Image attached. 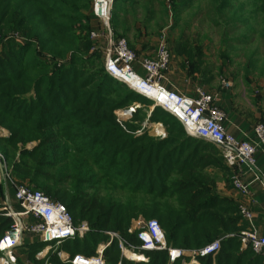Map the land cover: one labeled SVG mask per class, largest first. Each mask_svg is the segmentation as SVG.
<instances>
[{"label": "trees", "instance_id": "1", "mask_svg": "<svg viewBox=\"0 0 264 264\" xmlns=\"http://www.w3.org/2000/svg\"><path fill=\"white\" fill-rule=\"evenodd\" d=\"M205 1L203 8L200 0H114L110 26L122 36L117 27L130 20V13L142 22L155 21L159 29L172 17L175 27L197 5L212 22L224 21L233 28L241 23L238 29L258 33L264 44V0ZM249 2L262 19L260 29L243 17ZM125 3L129 9L121 16ZM138 9L144 18L137 17ZM94 18L92 0H0V127L9 131L0 136V150L17 181L64 203L75 224L87 220L91 226L84 237L58 246L27 238L20 253L45 264L36 254L51 244L48 263L70 264L59 251L93 255L110 239L108 230L139 246L129 227L143 215L159 220L173 246L196 249L221 238L216 256H199V264H264V253L241 245L244 226L238 204L217 190L221 181L232 184L234 174L218 145L188 135L182 122L160 106L149 120L162 122L166 137L137 135L138 124L124 128L117 122V108L152 101L106 70L104 53L92 49ZM244 33V39L252 38ZM183 43L176 52L185 56L189 72H201L204 53L189 40ZM255 51L245 64L247 85L250 74L259 70L264 75V60ZM146 116L140 109L136 120ZM32 142L36 144L28 148ZM11 224L0 211V238ZM141 251L149 262L130 261L114 239L104 256L107 264H168L167 251ZM173 264L184 263L181 259Z\"/></svg>", "mask_w": 264, "mask_h": 264}, {"label": "built area", "instance_id": "2", "mask_svg": "<svg viewBox=\"0 0 264 264\" xmlns=\"http://www.w3.org/2000/svg\"><path fill=\"white\" fill-rule=\"evenodd\" d=\"M113 6L114 0H92V10L100 24V27L91 31V39L94 41L92 49H101L104 53L106 70L130 89L150 99L153 104L151 110L160 106L172 113L182 122L188 135L203 138L221 147L227 165L237 170L232 175L233 187L243 196H248L250 185L242 178L240 169L246 167L257 180L264 183L256 158L258 150L264 147V121L254 125L253 140L238 139L225 126L227 113L217 105L218 93H211L205 86L196 85L194 93L189 95L174 85L169 76L172 55L166 35L162 34L160 37L158 49L153 56H139L129 46L127 39L116 36L111 28ZM140 68L144 74L139 71ZM223 83L225 86L231 84L226 79ZM138 107L140 104L120 111L117 116L118 123L126 128V120L132 117ZM160 124L150 122L151 129L155 130L157 137H166L165 127L158 126ZM134 133L141 134L140 130ZM0 186L4 190L0 211L12 219V224L0 238V264H21L19 259H22V254L19 247L26 241V235H29V241H34L31 237H36L42 242L55 241L59 245L68 239L83 237L90 231L86 221L75 224L64 203L42 190L17 181L13 175V166L1 150ZM11 189L13 192H10ZM239 212L249 222V227L239 233L241 244L244 247L252 246L258 253H264V236L254 225L252 210L247 203H241ZM139 222L135 228L131 227L129 230L136 234L140 241L139 246L126 241L119 232L108 230L106 233L110 239L100 243L93 255H72L65 251H59L58 255L70 264H107L104 251L117 239L122 257L130 261L149 262V256L141 250H163L168 253V264L181 259L184 264H197L200 263L199 256L215 257L221 249V238L196 249L173 246L168 243L165 230L157 218ZM52 249L53 245L48 244L37 252L36 258L50 264L47 257ZM133 256H140L141 259L135 260ZM185 257L189 259L186 260ZM22 261L24 264H35L28 259ZM117 264L124 263L119 261Z\"/></svg>", "mask_w": 264, "mask_h": 264}, {"label": "rangeland", "instance_id": "3", "mask_svg": "<svg viewBox=\"0 0 264 264\" xmlns=\"http://www.w3.org/2000/svg\"><path fill=\"white\" fill-rule=\"evenodd\" d=\"M200 3L204 8L206 1L200 0ZM250 3L251 2H249V4H247L244 7L245 11L243 17L248 20V24H251L255 28L260 29L262 19L255 12L256 6ZM202 11L198 12V7L197 5H195L192 9L188 10L183 14L182 19L179 21L178 25L174 27L173 26L174 19L170 17V19L168 20V25L162 29H159L158 32L160 34V37L162 36V34L166 35L167 42L171 51L172 61H171L170 70L173 67L181 68L188 75L191 74L193 76L194 73H192L191 71L189 72L191 67L188 64L185 65V56L179 54V52H176L177 51L176 49H180L182 47L181 44H184L183 42L189 40L190 46L193 45L197 49V51L201 50L205 55V57L202 58L203 60H205V62L201 67V72H198V75H195V81L197 83L202 84L203 86L204 85L203 83L205 82V78L214 75V80L210 84L213 85L214 87L220 86L219 88H221V80L226 79L225 77L228 74V76H231L236 80H238L239 82L241 83L243 82L244 84H246L245 64L249 60L248 58L252 55V53H254L253 51L256 50L255 52H259L258 56L262 57V59L264 60V44L262 43V40H260L258 33L255 32L253 33L251 32V30L248 31L247 29H245L244 26L241 27V29H238L241 23L240 24L237 23V26L235 28H233L231 24L226 25L224 21H221L220 24H216L215 22L209 20L207 15L205 16L204 12ZM196 12H198L197 15ZM228 13L231 14V12L229 11ZM172 27L174 28L173 30H171ZM244 32H247V34L249 36L251 35L252 38L244 39L243 37L245 35ZM238 38H242V40H239ZM263 60L260 61L259 65L263 66ZM259 73L260 71L258 70L254 74H250L248 79H252V81L255 83H259L262 81V84H264V75H260ZM169 76L172 77L171 74H169ZM257 86H258V90L261 92V93L259 92L260 94L259 93L258 94L260 95L261 98H263L264 85L263 86L257 85ZM136 104H140V107L136 108V112L132 114V117L126 120V125L128 123L138 124L139 127L136 129V131L140 130L141 134L147 132L149 135L153 137H157L155 130L151 129L152 125H150L151 121L149 120V116H148V114H151L152 112L151 110L153 106L152 103L144 102V100L143 102L133 101L132 103L126 106L117 108L115 110L116 119L118 114H120L119 113L120 111H125L129 109L131 106H134ZM140 109L146 112L147 116L143 120H136V114ZM157 123H161L158 126L165 127L162 122H157ZM165 130L167 132L166 127ZM3 132H7V133L4 134ZM8 134L9 131L6 128L0 127V136H7ZM141 134H137V135H141ZM35 144L36 142L29 143L27 147L32 148ZM219 148L222 149L221 147ZM223 154H224V150H223ZM17 159L18 156L16 157V160ZM23 183L26 185L29 184L28 182H23ZM231 183H232V175H231ZM10 192H13V190L11 189ZM148 219L149 218H146L143 215H139L138 217L133 218L129 230L131 227L135 228L136 225L140 223L139 221L142 220L146 221ZM84 221L88 222L87 220ZM89 228L91 229V226ZM28 236L29 235H26V239L28 238ZM32 238L34 240L37 239L36 237H31V239ZM55 250L56 247L54 248V251Z\"/></svg>", "mask_w": 264, "mask_h": 264}, {"label": "crops", "instance_id": "4", "mask_svg": "<svg viewBox=\"0 0 264 264\" xmlns=\"http://www.w3.org/2000/svg\"><path fill=\"white\" fill-rule=\"evenodd\" d=\"M120 6H122V12L120 9V15L124 16L125 9H129V5L127 6V3H125ZM142 12V10L138 9L137 17L139 19L144 18V16L141 15ZM132 16V14L128 13V18H130V20L125 23L124 26H118L117 32L126 37L131 48L134 49L139 56H152L158 48L160 40V34L158 32L159 28L156 27L155 21L149 24L145 22V19L142 22L141 20L132 18ZM93 24L95 28L100 27L96 18H94ZM139 71L144 74L141 68ZM169 74L172 75L171 79L177 89L186 94L192 95L195 86L202 85L195 81V75H198V72H195L192 76L191 74L188 75L181 68L173 67ZM225 78L228 79L227 81L231 82L229 86L224 85L223 81L225 79L221 80V88H219L220 86L214 87L211 85L210 83L214 80V75L205 78L203 86H205L211 93H218L217 105L227 113V120L225 122L226 128L238 139L253 140L254 125L259 121H264V97L260 99L257 95L260 92L257 85L263 86L264 84H262V81L255 83L250 79V83L247 85L228 76V74ZM3 133L6 134L7 132ZM256 158L260 168L259 173L264 179V147L258 150ZM232 171L234 173L237 172L235 168H232ZM240 174L250 185L248 196H243L233 187L232 184H227L226 181L219 182L217 190L220 194L229 196L235 200L238 207L241 203H247L253 212L255 227L258 228L261 235L264 236V183L257 180L254 174L248 171L244 166L241 167ZM1 188L0 201L4 192L2 186H0V189ZM241 223L244 226L243 230L249 227V222H247L242 216ZM242 247L244 246L242 245ZM23 259H27L24 254H22V260Z\"/></svg>", "mask_w": 264, "mask_h": 264}, {"label": "bare ground", "instance_id": "5", "mask_svg": "<svg viewBox=\"0 0 264 264\" xmlns=\"http://www.w3.org/2000/svg\"><path fill=\"white\" fill-rule=\"evenodd\" d=\"M132 258L135 259V260H140L141 259L140 256H133Z\"/></svg>", "mask_w": 264, "mask_h": 264}]
</instances>
